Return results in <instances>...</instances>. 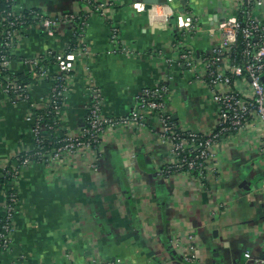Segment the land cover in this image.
Returning <instances> with one entry per match:
<instances>
[{
	"label": "crops",
	"instance_id": "obj_1",
	"mask_svg": "<svg viewBox=\"0 0 264 264\" xmlns=\"http://www.w3.org/2000/svg\"><path fill=\"white\" fill-rule=\"evenodd\" d=\"M91 1L103 4L104 13L88 16L79 39L84 50L65 58L72 77L57 137L63 131H79L91 89L102 95L103 115L121 117L131 113L143 88L158 83L170 92L166 111L178 130L210 133L217 123L211 92L193 79L192 72L175 65V46L192 49L195 56L207 54L212 44L207 30L222 17L221 0H157L175 16L190 13L197 18V31L182 37L177 35L176 17L166 25L153 24L147 9L141 8L144 0ZM15 3L18 10H38L48 19L81 7L79 0ZM258 17L264 21V4ZM111 28L118 31L114 43ZM71 38L69 23L51 30L30 27L16 38L9 73H25L24 59L48 52L61 55ZM55 69L49 70V78ZM50 87L51 80L31 85V103L43 106ZM29 112L27 102H10L0 87V161L33 149ZM255 125L211 147L209 167L216 174L204 179L187 172L161 174L170 154L151 117L137 129L106 128L95 154L82 149L55 165L24 168L10 248L0 256V264L264 261V192L261 185L255 189L264 177V152L259 124ZM2 202L0 196V207ZM190 257L194 258L188 263Z\"/></svg>",
	"mask_w": 264,
	"mask_h": 264
},
{
	"label": "built area",
	"instance_id": "obj_2",
	"mask_svg": "<svg viewBox=\"0 0 264 264\" xmlns=\"http://www.w3.org/2000/svg\"><path fill=\"white\" fill-rule=\"evenodd\" d=\"M11 7L12 14L16 17L5 28L0 24V49L12 48L16 41L18 31L16 24H22V16L15 0H3ZM84 3L85 15L81 27L84 30L85 22L92 13H104V5L91 0H79ZM264 0H221L222 17L215 27L207 30L211 40V46L207 54L199 57L189 48H181L176 45L175 65L178 68L192 72L194 80L204 82L210 90L212 100L216 108L217 123L208 134L195 130H178L171 116L166 111V103L170 99V92L165 84L158 83L152 87H146L135 97V106L129 115L110 117L101 112L102 95L97 89L90 90V103L86 109L85 119L76 134L62 133L61 144L52 152H38L36 155L42 158L43 164L55 165L64 157L72 158L82 149L97 153V148L106 128L116 126L137 129L144 125L150 117L158 123L159 136L167 144L170 158L162 165L161 174L169 177L179 172L191 173L204 179L209 174L215 176L214 169H210L213 158L211 147L220 139L228 135L245 134L255 124H259L260 147L264 152V21L259 19L258 12L263 7ZM142 9L145 6L142 5ZM151 22L154 24H167L176 17L177 35L182 37L194 30L197 31L198 20L190 13L186 16H175L174 11L168 5L155 4L147 10ZM178 15V14H177ZM73 13L63 14L56 19H42L38 24L46 30H51L58 23H73ZM118 31L111 28L110 42L118 41ZM82 47L79 51H83ZM121 52H124L123 50ZM70 56V55H69ZM200 58V60H196ZM0 60L6 70L9 71L10 60L0 50ZM34 67L37 62L28 60ZM199 68L200 71L198 70ZM56 75L51 79V87L45 100H53L62 93L67 92L68 77L59 75L70 71V63L66 59L60 61L55 69ZM49 72H42L41 81L48 79ZM16 90L14 86L2 89L4 93ZM18 91V90H17ZM25 96L20 102H27ZM55 103V102H53ZM45 104V101H44ZM43 104L44 107L45 105ZM30 112L26 120L31 123V135L34 141L33 149L39 147L40 140L45 138L46 126L40 116H35V105L29 104ZM56 114L61 111L57 105L53 106ZM85 140V141H84ZM41 149V148H37ZM97 154L94 157V162ZM7 161H0V168L6 167ZM33 165L29 156H23L21 167L13 170L12 175H21L22 169ZM95 166V165H93ZM197 172V173H196ZM20 178V176H19ZM18 178V180H19ZM264 192V177L261 182ZM3 198L0 214V256L10 248L11 235L13 233V218L18 208V199L15 194ZM194 257L187 258L191 263ZM93 264H98L94 262ZM101 264H121L119 260ZM255 264H264L263 260H256Z\"/></svg>",
	"mask_w": 264,
	"mask_h": 264
},
{
	"label": "trees",
	"instance_id": "obj_3",
	"mask_svg": "<svg viewBox=\"0 0 264 264\" xmlns=\"http://www.w3.org/2000/svg\"><path fill=\"white\" fill-rule=\"evenodd\" d=\"M80 2V9L73 13L75 15V20L71 23V30H72V38L70 43L66 46V49L61 55H58L54 52H48L44 55L35 58L34 61L37 64L32 67L31 63L28 60H23L24 65L26 67L25 73H19L17 75H12L9 73L8 70L3 67V64L0 60V87L4 89L5 87L14 86L17 88L14 90L7 91L4 93L8 100L12 103H20V101L25 97L27 99V103L31 104L30 97H29V88L31 85L36 84L38 81H41L40 75L42 72H49L50 69H54L57 65H59L60 61H65L66 56L71 53H74L80 50L83 46L80 44L79 39L80 35L83 33L82 25L83 16L85 15L84 3ZM20 16H22V24H16L15 29L18 31V35H22L25 30L29 29L30 27H34L38 25L42 19H47L45 15H43L40 11L29 9L20 11ZM16 18L12 14L11 7L3 0H0V24H2L5 28L7 27L10 21H13ZM1 41V39H0ZM15 43V42H14ZM14 43L12 48H1V52L4 56L8 57L11 61L12 55L11 51L14 48ZM1 44V43H0ZM56 75L54 73L53 77ZM59 75L67 76L68 79L72 77V72L69 71L68 73H61ZM52 77H48L43 81H49ZM18 90V91H17ZM68 93V88L66 93H62L61 95L57 96L53 100H49L47 98L45 100L44 107L35 106L33 109V113L35 116H40L42 118V123L46 126L45 128V138L40 140L39 149H31L30 151L22 152L15 154L14 156L10 157L7 161L6 167L4 169L0 168V193L8 198L9 195L15 194L17 196V185H18V178L21 176L20 174L14 176L12 175L13 170L16 168L21 167L23 156H29V159L32 160L33 164H43L42 158L38 157L36 153L38 152H52L54 151L60 144V137H57V131H60L61 127V120L62 115L56 114L55 110H53V106L57 105L58 109L61 111V108L64 104ZM55 102V103H53ZM64 133V131L62 132ZM65 134V133H64ZM85 141V140H84ZM24 168L22 169V171ZM197 173V172H196ZM22 174V173H21ZM18 199V197H17ZM19 201V199H18Z\"/></svg>",
	"mask_w": 264,
	"mask_h": 264
},
{
	"label": "water",
	"instance_id": "obj_4",
	"mask_svg": "<svg viewBox=\"0 0 264 264\" xmlns=\"http://www.w3.org/2000/svg\"><path fill=\"white\" fill-rule=\"evenodd\" d=\"M145 9H148L151 5L157 4V0H144Z\"/></svg>",
	"mask_w": 264,
	"mask_h": 264
},
{
	"label": "rangeland",
	"instance_id": "obj_5",
	"mask_svg": "<svg viewBox=\"0 0 264 264\" xmlns=\"http://www.w3.org/2000/svg\"><path fill=\"white\" fill-rule=\"evenodd\" d=\"M259 185H261V182L257 185H255V189H258L259 188Z\"/></svg>",
	"mask_w": 264,
	"mask_h": 264
}]
</instances>
